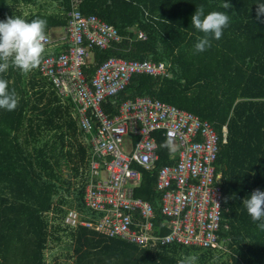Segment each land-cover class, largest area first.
Masks as SVG:
<instances>
[{"label":"trees","instance_id":"1","mask_svg":"<svg viewBox=\"0 0 264 264\" xmlns=\"http://www.w3.org/2000/svg\"><path fill=\"white\" fill-rule=\"evenodd\" d=\"M70 1L0 0V21L21 17L20 6L36 8L41 2L54 3L63 14ZM72 1L83 15L98 16L124 37L107 49L94 48V63L85 70L87 75L109 57L150 59L169 65L167 77L134 76L124 90L103 104L106 112H118L123 100L150 95L214 122L220 137L221 127L226 125V141H219L216 162L222 174L223 217L228 224L221 236L230 239V264H264V230L243 206V200L255 189L264 191V23L256 19V4L264 0H225L231 5L229 9L221 7L224 0ZM200 6L205 14H229L222 37L213 39L204 52L194 49L197 36L204 34L191 24ZM43 10L45 7L23 18L29 22L37 17L45 19L46 34L67 25L60 12L47 14ZM137 31L145 38H138ZM0 78L6 79L9 91L14 89L19 97L15 110L0 108V264H44L47 243L51 237L58 242L60 231L73 242L74 264H178L182 255L200 250L176 245L141 249L84 226L65 231L54 212L55 204L58 212H63L60 205L64 199L53 200L60 189L68 193L72 182L71 178L62 180L56 169H60L62 159L64 165H73V177L77 178L88 155L73 106L62 102L52 83L35 69L28 75L10 67ZM51 133L55 136L48 137ZM155 136L159 168L172 159L169 150L160 147L167 138L159 131ZM43 138L47 142L40 146ZM66 141L70 147L64 152ZM155 180L156 169H144L136 195L154 205L155 223L160 224L161 193L156 191ZM82 189L78 187L74 197L79 210L83 207ZM48 219L55 220L54 225ZM200 251L196 264H210L212 250Z\"/></svg>","mask_w":264,"mask_h":264},{"label":"built area","instance_id":"2","mask_svg":"<svg viewBox=\"0 0 264 264\" xmlns=\"http://www.w3.org/2000/svg\"><path fill=\"white\" fill-rule=\"evenodd\" d=\"M62 16L67 25L58 36L52 30L46 34L45 53L36 68L62 102L72 104L87 145L86 167L78 184L83 187V207L67 208L62 225L73 231L84 226L141 249L176 245L229 252L230 239L221 236L228 224L223 217L222 177L217 182L222 174L216 165L219 141H226V125L220 137L214 122L150 95L123 100L118 112H106L103 104L134 76L167 77L169 65L109 57L87 75L94 48L107 49L124 37L98 16L83 15L72 0ZM137 37L145 35L137 31ZM158 131L166 138L169 131L174 133L176 151L169 156L170 164L156 168ZM144 169H156L160 224L155 223L154 205L136 195ZM162 229L166 233L161 234Z\"/></svg>","mask_w":264,"mask_h":264},{"label":"clouds","instance_id":"3","mask_svg":"<svg viewBox=\"0 0 264 264\" xmlns=\"http://www.w3.org/2000/svg\"><path fill=\"white\" fill-rule=\"evenodd\" d=\"M221 7L229 9L231 5L224 0ZM23 17L26 16L7 17L0 21V74L7 72L10 67L27 74L38 68L42 62L47 40V21L37 17L29 22ZM256 19L264 23V2L256 4ZM191 24L204 34L197 36L194 49L196 52H204L211 47L213 39L219 40L222 37L223 30L229 25V14L226 11L205 14L204 7L200 6L192 15ZM18 102L19 97L15 90L9 91L8 81L0 78V108L13 111ZM173 137L174 133L169 131L167 139L160 145L168 149L170 154L176 151ZM221 177H217V182ZM217 206L219 207L218 204ZM243 206L254 222L260 221L257 227L264 230V191L255 189L250 197L243 200ZM197 259L195 254L182 255L178 264H196Z\"/></svg>","mask_w":264,"mask_h":264},{"label":"rangeland","instance_id":"4","mask_svg":"<svg viewBox=\"0 0 264 264\" xmlns=\"http://www.w3.org/2000/svg\"><path fill=\"white\" fill-rule=\"evenodd\" d=\"M21 7V6H20ZM41 7H45L46 10L45 13L47 14H57L58 12H61L60 10H58V8L56 7V5L52 2H41L40 4H38V6L36 8H24L22 9L21 13V17L22 16H29L31 14H35L39 11V9ZM52 34L57 35L61 32V30H52L51 31ZM58 36V35H57ZM37 70V69H35ZM33 72V70L31 71ZM31 72L28 73V75H31ZM73 115H74V111H73ZM75 119L76 122L78 124L79 118L77 115H75ZM55 134L51 133L48 135V137H54ZM46 137V138H48ZM43 138L42 142H39V145L42 146L43 144H45V142H47V139ZM70 147V144H68V142L66 141V145H65V150L64 152L68 151ZM61 152L59 154H57L58 158H60ZM60 169H56V172L58 174V176L64 180L66 178H71L72 182H73V186L70 187L69 192L67 193L64 190H59V194L56 195L54 197V203L58 201V199L63 198L64 199V203L61 204V211L62 213H64V209L67 208H72L74 207V202L75 199L74 197L77 195V188H78V184H81V182L79 181L81 176L75 178L73 177L74 172L72 171V167L73 165H71L70 167L66 165H64V162L60 161ZM87 166H89V162L87 163ZM86 166H84L85 168ZM88 168V167H87ZM84 170V169H83ZM87 173H88V169H87ZM84 174H82L83 176ZM62 184V183H61ZM77 187V188H76ZM61 188H66V186L61 185ZM68 201V202H66ZM60 217V220L62 221V216H57V220ZM60 240L58 242H51V245L48 247L47 252L45 251L44 257H45V262L48 264H51L49 262V258L48 256H53L55 255V257L58 258V263L59 264H73V259H71L72 257V248H73V242H71L70 240L67 239L65 232L60 231ZM214 254L211 255L210 257H208V259L212 260V262L210 264H222V263H229L230 264V255H231V251L229 250V252H227L226 254H221V253H217L215 251H212ZM192 254V253H191ZM197 257H199L200 254H202V251H197L195 253ZM70 257V259H68ZM70 261V262H69ZM57 264V263H54Z\"/></svg>","mask_w":264,"mask_h":264},{"label":"crops","instance_id":"5","mask_svg":"<svg viewBox=\"0 0 264 264\" xmlns=\"http://www.w3.org/2000/svg\"><path fill=\"white\" fill-rule=\"evenodd\" d=\"M22 7H23V6L19 7V10L22 11ZM61 14H62V13H61ZM87 153H88V152H87ZM87 158H88V156L86 157V160H87ZM85 162H86V161H85ZM85 162H84V164H81V165H80L79 174H80L81 170L84 168V166L86 165ZM71 182H72V180H71ZM72 184H73V182H72ZM72 184H70V187H72V186L74 185V184H73V185H72ZM76 188H77V187H76ZM58 200H59V199H58ZM60 206H62V205H60ZM65 210H66V209H64V212H65ZM54 212H55L56 215H59V216H63V214H64V213H59V212H58V204H55ZM48 221H50V222L52 223V225H54V223H55V220H53V219H48ZM63 226H64V225H63ZM64 227H66V226H64ZM70 230L73 231V230L70 229L69 227H66V229H65V231H70ZM52 238H53V237H51V238L49 239L48 243H47V244H48V247L51 245V242H55V241H54V238H53V240H52ZM48 247H47V249H46V252H47V250H48ZM44 254H47V253H44ZM72 256H73V255H72ZM72 256H71V257H72ZM48 258H49V262H50L51 264H54V263L59 264V263H58V258L55 257V255H53V256H50V255H49ZM68 259H70V257H69ZM71 259H73V257H72ZM71 259H70V260H71ZM69 262H70V261H69ZM72 263L74 264V259H73V262H72ZM44 264H48V263L45 262V257H44Z\"/></svg>","mask_w":264,"mask_h":264},{"label":"bare ground","instance_id":"6","mask_svg":"<svg viewBox=\"0 0 264 264\" xmlns=\"http://www.w3.org/2000/svg\"><path fill=\"white\" fill-rule=\"evenodd\" d=\"M63 228H66V227H64V226H62Z\"/></svg>","mask_w":264,"mask_h":264}]
</instances>
